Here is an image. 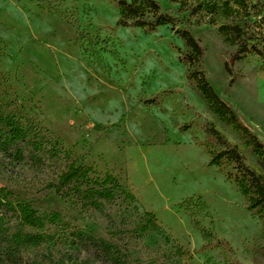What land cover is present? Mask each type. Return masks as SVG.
<instances>
[{"label":"rangeland","instance_id":"374dc122","mask_svg":"<svg viewBox=\"0 0 264 264\" xmlns=\"http://www.w3.org/2000/svg\"><path fill=\"white\" fill-rule=\"evenodd\" d=\"M45 1L52 2L0 0V109L27 134L23 160L0 149V196L61 219L40 231L51 239L25 248L24 259L264 264V212L249 210L234 163L210 165L209 130L236 147L263 182L264 160L189 80L191 72H203L264 144V58L253 48L264 56V0H247L245 10L230 4L231 15L224 10L228 0H158L179 23L154 31L120 25V0ZM231 24L254 37L235 62L237 45L219 32ZM184 29L203 49L193 67L185 61L191 49L176 33ZM83 158L94 177L114 176L136 202L122 196L92 207L48 188ZM146 212L158 228L138 238L132 232ZM6 222L11 233L19 230L12 212Z\"/></svg>","mask_w":264,"mask_h":264},{"label":"trees","instance_id":"16d2710c","mask_svg":"<svg viewBox=\"0 0 264 264\" xmlns=\"http://www.w3.org/2000/svg\"><path fill=\"white\" fill-rule=\"evenodd\" d=\"M37 1L43 2L45 5L52 2ZM173 1L183 3V0ZM246 1H225V13L231 15L235 12L232 5L236 6L237 10H245L247 8ZM118 8L120 14L119 24L124 27H137L154 31L160 26H170L174 30L179 23V18L163 12L158 0H120ZM207 9L208 12L215 13L216 6L208 5ZM219 32L227 42L238 47L232 57L233 62L240 60L243 54L248 52L249 43L254 40L252 35L247 34L241 26L236 24L222 26ZM176 33L180 35L191 49V53L185 57V61L190 67H193L202 60L203 49L188 30L184 29ZM253 48L264 58L256 46H253ZM189 80L194 83L211 111L223 122L232 126L234 130L242 133L247 139V145L264 160V144L218 96L207 81L204 73L193 71L189 74ZM209 134L215 142V149L213 148L209 151L210 165L221 167L225 162L234 163L236 165L234 181L241 193L248 197L249 210L260 209V212H264V182L262 178L245 165L244 159L237 148L229 146L215 129L211 128ZM26 136V130L21 124L17 123L14 117L5 115L0 109V149L4 151L13 150L15 151V158L23 160L24 155L21 145L25 144ZM35 147L37 148V144H35ZM92 173L91 167L85 164V158H83L79 163L74 162L66 172L59 176L58 181L49 184L48 188L55 190L63 199L78 197L92 207H99L102 201L115 203L122 196L124 197V202H136L135 196L124 192L120 182L114 176L108 174L104 178H98L94 177ZM228 178L232 179L233 176L229 175ZM189 202H193V200ZM11 212L16 216L19 228L14 233L10 232L6 222V217ZM145 216L147 218L146 222L137 225L132 232L138 238L154 228H158L157 219L153 213L146 212ZM60 221L58 213L40 215L31 204L19 203L14 205L6 197L0 196V264H38L26 261L23 256V250L28 247L40 246L50 240L51 235L40 231H44L47 226L54 225ZM24 229H32L33 232H24ZM177 254L184 256L187 252L179 249Z\"/></svg>","mask_w":264,"mask_h":264}]
</instances>
